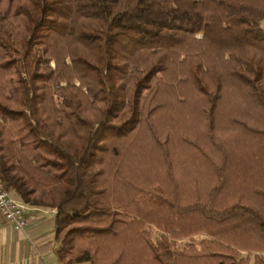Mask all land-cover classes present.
<instances>
[{"label": "trees", "instance_id": "16d2710c", "mask_svg": "<svg viewBox=\"0 0 264 264\" xmlns=\"http://www.w3.org/2000/svg\"><path fill=\"white\" fill-rule=\"evenodd\" d=\"M0 178L62 264H264V0H0Z\"/></svg>", "mask_w": 264, "mask_h": 264}, {"label": "crops", "instance_id": "0c3cea01", "mask_svg": "<svg viewBox=\"0 0 264 264\" xmlns=\"http://www.w3.org/2000/svg\"><path fill=\"white\" fill-rule=\"evenodd\" d=\"M25 229L0 214V264H62L56 252V209L30 205Z\"/></svg>", "mask_w": 264, "mask_h": 264}, {"label": "built area", "instance_id": "2783aa9c", "mask_svg": "<svg viewBox=\"0 0 264 264\" xmlns=\"http://www.w3.org/2000/svg\"><path fill=\"white\" fill-rule=\"evenodd\" d=\"M30 204L8 191L0 178V214L13 228L23 230L28 223Z\"/></svg>", "mask_w": 264, "mask_h": 264}, {"label": "rangeland", "instance_id": "374dc122", "mask_svg": "<svg viewBox=\"0 0 264 264\" xmlns=\"http://www.w3.org/2000/svg\"><path fill=\"white\" fill-rule=\"evenodd\" d=\"M54 65V64H53ZM156 235H158L157 231H154L153 236L155 237ZM181 242V241H180ZM245 254V253H244Z\"/></svg>", "mask_w": 264, "mask_h": 264}]
</instances>
